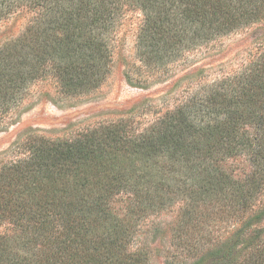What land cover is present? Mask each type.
I'll return each instance as SVG.
<instances>
[{
    "label": "trees",
    "instance_id": "obj_1",
    "mask_svg": "<svg viewBox=\"0 0 264 264\" xmlns=\"http://www.w3.org/2000/svg\"><path fill=\"white\" fill-rule=\"evenodd\" d=\"M129 12L141 20L124 77L139 89L256 32L235 64L178 77L180 95L142 129L118 119L63 138L25 133L0 158V264H150L140 219L178 202L181 223L218 205L243 217L221 241L191 244L192 264H264V0H0V35L24 20L0 41V123L39 84L68 98L99 89Z\"/></svg>",
    "mask_w": 264,
    "mask_h": 264
},
{
    "label": "rangeland",
    "instance_id": "obj_2",
    "mask_svg": "<svg viewBox=\"0 0 264 264\" xmlns=\"http://www.w3.org/2000/svg\"><path fill=\"white\" fill-rule=\"evenodd\" d=\"M140 20L138 12H129L121 22L111 42L114 50L112 72L96 91L68 98L58 93L52 81L32 88L13 116L14 121L0 123V158H7L5 154L29 130H39L52 138H63L88 126L118 119H130L134 129H142L170 108L175 96L180 95L183 82L179 84V88L171 91L178 77L198 67L215 71L219 65L235 64V55L245 52L252 34L256 32L253 28L218 41L214 44V49L208 52L198 49L188 55L192 63L187 70L182 71V66L177 67L173 70V76L165 82L155 83L148 89H139L126 83L124 72L130 62L135 60L136 31ZM23 27L24 20L11 21L0 35V41L16 36ZM256 201L264 203V196L258 197ZM182 211V205L178 202L158 214L140 219L150 226L149 232L139 240L149 251L150 264H167L172 260L176 264L179 261L192 264L196 252H187L191 244L199 242L206 248L211 243L221 241L240 223L238 218H243L242 213L218 205L205 212L199 221L194 218V221L185 220L181 223ZM3 231L0 227V232Z\"/></svg>",
    "mask_w": 264,
    "mask_h": 264
}]
</instances>
